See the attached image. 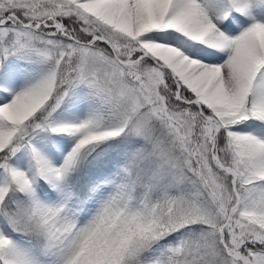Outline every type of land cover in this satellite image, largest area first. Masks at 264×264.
<instances>
[{
  "label": "snow or ice",
  "instance_id": "1",
  "mask_svg": "<svg viewBox=\"0 0 264 264\" xmlns=\"http://www.w3.org/2000/svg\"><path fill=\"white\" fill-rule=\"evenodd\" d=\"M0 264H264V0H0Z\"/></svg>",
  "mask_w": 264,
  "mask_h": 264
}]
</instances>
